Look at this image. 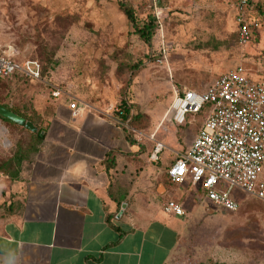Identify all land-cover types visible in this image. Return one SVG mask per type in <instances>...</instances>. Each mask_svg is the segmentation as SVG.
Returning <instances> with one entry per match:
<instances>
[{"label":"rangeland","instance_id":"374dc122","mask_svg":"<svg viewBox=\"0 0 264 264\" xmlns=\"http://www.w3.org/2000/svg\"><path fill=\"white\" fill-rule=\"evenodd\" d=\"M119 1L0 0V50L20 60L54 61L41 82L1 78L0 101L21 96L30 106L31 93L50 92L46 82L99 96L150 154L158 142L164 144L152 168L172 186L167 170L175 161L174 151L192 147L211 112L206 106L187 114L184 123L173 122L175 94L201 92L240 63L253 81L264 82V0H252L259 28L245 45L237 39V0H127L139 22L156 16L158 28L150 45L120 11ZM136 64L142 66L131 73ZM122 100L131 108L130 123L120 115ZM231 195L239 203L237 211H223L205 200L213 216L197 225L194 251L264 252V199L238 187ZM253 260L246 264H264Z\"/></svg>","mask_w":264,"mask_h":264},{"label":"crops","instance_id":"0c3cea01","mask_svg":"<svg viewBox=\"0 0 264 264\" xmlns=\"http://www.w3.org/2000/svg\"><path fill=\"white\" fill-rule=\"evenodd\" d=\"M46 84L50 92L31 93L30 106L21 96L0 101L28 114L36 127L31 131L0 118V264H8V255L11 264L264 260V252L194 251L197 225L213 216L203 190L187 182L164 184L152 168L154 149L150 154L133 142L128 126L99 96ZM53 87L64 93L54 97ZM72 99L77 117L69 107ZM134 145L139 146L136 151ZM174 152L175 159L184 153ZM169 200L178 201L185 214L166 213L163 207ZM108 215H114L119 230L107 222Z\"/></svg>","mask_w":264,"mask_h":264},{"label":"built area","instance_id":"2783aa9c","mask_svg":"<svg viewBox=\"0 0 264 264\" xmlns=\"http://www.w3.org/2000/svg\"><path fill=\"white\" fill-rule=\"evenodd\" d=\"M251 0H237L235 22L237 39L245 45L259 28V19L251 15ZM161 61V60H160ZM21 73L41 80L42 65L37 59L20 60L14 54L0 50V79ZM63 90L53 87L52 95ZM206 106L211 112L206 117L192 147L169 166L167 174L176 184L203 190L206 199L225 211H237L238 201L231 190L238 187L264 199V82H255L243 64L221 73L201 92L184 89L175 94L171 105V121L184 123L189 113L198 114ZM72 116L79 115L77 103H69ZM164 149L158 142L151 158ZM169 214L184 215L185 210L176 200L163 207Z\"/></svg>","mask_w":264,"mask_h":264},{"label":"trees","instance_id":"16d2710c","mask_svg":"<svg viewBox=\"0 0 264 264\" xmlns=\"http://www.w3.org/2000/svg\"><path fill=\"white\" fill-rule=\"evenodd\" d=\"M118 5H119L120 11L125 15L127 20L130 22L132 27L135 29V32L140 36V38L142 40H144L146 43H148L150 45L152 42L153 35L155 34V32L158 28V22H157L156 16L155 15L149 16L147 21L139 22V20L137 19L135 7L129 1L120 0ZM250 7H252L251 8V15L258 19V16H256L257 14L254 13L255 11L253 8V1L252 0L250 1ZM40 63L42 65V77H43L44 75L47 74V72H49V70H51L53 68L54 61L49 57L47 59H44L43 64H42V62H40ZM141 66H142V64H136V65L131 66L130 67L131 73L140 69ZM16 74L17 73L13 74L12 76H14ZM121 106H122V110L120 112V115L122 117V120H124L127 123L132 122L131 108L123 100H122ZM0 107H3L5 109H9V110L13 111L14 113L20 115L21 117L25 118L26 120H32L28 114L23 113L19 110H15L14 108H10L9 106H7L3 103H0ZM0 118L4 119V120H6L12 124H16L14 121L10 120L9 118H7L1 114H0ZM131 140L133 141L132 136H131ZM168 178H169V176H168ZM169 181H170V178H169ZM113 217H114V215H108L106 217V220L113 227H115L116 229L119 230V228L112 222ZM121 235H122V233H121ZM7 257H8V264H11L12 256L8 255Z\"/></svg>","mask_w":264,"mask_h":264},{"label":"water","instance_id":"95a60500","mask_svg":"<svg viewBox=\"0 0 264 264\" xmlns=\"http://www.w3.org/2000/svg\"><path fill=\"white\" fill-rule=\"evenodd\" d=\"M0 114L9 118L12 121L18 123V124L24 125L26 128H28L31 131H36V127L31 121L26 120L25 118L21 117L20 115L14 113L8 109L0 107ZM161 187H162V185L159 187L158 190H160ZM122 211H123V209L121 210L120 213H122Z\"/></svg>","mask_w":264,"mask_h":264}]
</instances>
